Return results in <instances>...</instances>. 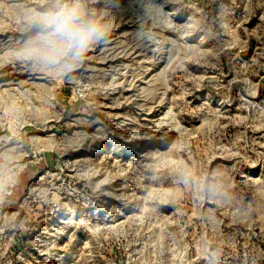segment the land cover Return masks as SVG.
Instances as JSON below:
<instances>
[{
	"label": "rangeland",
	"instance_id": "1",
	"mask_svg": "<svg viewBox=\"0 0 264 264\" xmlns=\"http://www.w3.org/2000/svg\"><path fill=\"white\" fill-rule=\"evenodd\" d=\"M0 264H264V0H0Z\"/></svg>",
	"mask_w": 264,
	"mask_h": 264
},
{
	"label": "clouds",
	"instance_id": "2",
	"mask_svg": "<svg viewBox=\"0 0 264 264\" xmlns=\"http://www.w3.org/2000/svg\"><path fill=\"white\" fill-rule=\"evenodd\" d=\"M78 21L77 12L74 9H68L48 19L45 26L51 28L53 34L65 43L68 51L75 50L78 54L89 42L92 35V30Z\"/></svg>",
	"mask_w": 264,
	"mask_h": 264
}]
</instances>
